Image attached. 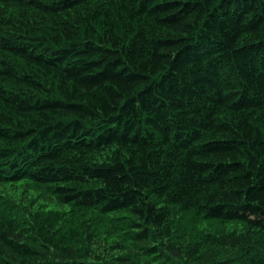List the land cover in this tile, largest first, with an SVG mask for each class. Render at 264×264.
Segmentation results:
<instances>
[{"label": "trees", "instance_id": "trees-1", "mask_svg": "<svg viewBox=\"0 0 264 264\" xmlns=\"http://www.w3.org/2000/svg\"><path fill=\"white\" fill-rule=\"evenodd\" d=\"M17 184L71 216L0 194V264H264V0H0Z\"/></svg>", "mask_w": 264, "mask_h": 264}, {"label": "rangeland", "instance_id": "rangeland-1", "mask_svg": "<svg viewBox=\"0 0 264 264\" xmlns=\"http://www.w3.org/2000/svg\"><path fill=\"white\" fill-rule=\"evenodd\" d=\"M0 194L4 197H7L10 200L19 202L21 204H26L27 206H39L40 208H44L45 210H53L57 211L60 214L64 215V219L69 218L71 216V212L69 207L60 205L57 202H55L53 199H40L38 198V193L35 189H30L27 186H24L22 184L12 185V186H3L0 187ZM91 217V215H87V219ZM82 219V218H81ZM80 219V220H81ZM95 225L97 226L96 233H98L99 240L97 241V246L99 247V252L106 253L107 247L111 244H114L118 241H121V237L119 234H112L108 231L106 225L104 224L103 220L100 219L98 216L96 218ZM73 222H77V220H73ZM80 223L78 221L74 225H77ZM231 230H234L235 228H240L239 226H230ZM210 230V226L206 223H199L194 228H189L187 231H182L180 233V236L185 239V241H190L195 237L197 234L206 233ZM129 245L128 243H125V245ZM243 252V251H242ZM107 255L110 256V258H114L116 256H119L116 251H109L107 252ZM234 255V254H233ZM143 260H146V258L142 257ZM148 259V258H147ZM150 261V260H149Z\"/></svg>", "mask_w": 264, "mask_h": 264}]
</instances>
